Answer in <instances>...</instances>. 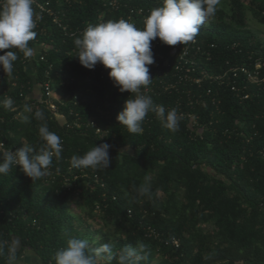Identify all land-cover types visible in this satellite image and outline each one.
I'll return each instance as SVG.
<instances>
[{"label": "trees", "instance_id": "16d2710c", "mask_svg": "<svg viewBox=\"0 0 264 264\" xmlns=\"http://www.w3.org/2000/svg\"><path fill=\"white\" fill-rule=\"evenodd\" d=\"M50 1L61 25L45 17L29 41L33 55L13 49L18 57L13 72L8 76L3 71L0 101L11 97L14 105L0 107V140L9 150L22 144L38 150L44 143L38 129L46 122L61 137L63 152L37 180L15 167L0 174V264H14L27 251L41 264H55V253L69 238L87 240L89 252L106 243L116 252L142 243L140 264H264V84H251L250 98L242 100L212 81L180 83L151 96L155 104L187 116H179L178 131L163 127L149 112L143 132L129 133L117 115L133 97L80 64L74 40L81 34H71L89 24L130 18L142 29L145 17L163 0H118L117 10L106 8L103 0ZM139 10L144 15L136 14ZM249 13L264 24V0H228L227 9L216 6L195 37L217 46L208 49L209 60L197 58L202 71L219 75L235 66L254 69L264 57V46L247 30ZM38 46L49 50L46 62L31 66L33 72L27 64ZM178 46L160 43L153 51L151 89L159 92L177 82ZM46 82L60 95L53 100L56 110L45 93H37L36 87ZM25 104L32 113L24 111ZM37 108L43 110L44 121L35 119ZM25 115L30 123L24 122ZM188 115L197 119L201 133L191 129ZM102 143L110 145L109 168L72 167L73 155L82 156ZM141 186L150 192L139 194ZM93 221L112 227V237L94 230ZM102 263L108 264L98 258L97 264Z\"/></svg>", "mask_w": 264, "mask_h": 264}, {"label": "clouds", "instance_id": "9594fccd", "mask_svg": "<svg viewBox=\"0 0 264 264\" xmlns=\"http://www.w3.org/2000/svg\"><path fill=\"white\" fill-rule=\"evenodd\" d=\"M118 1V0H116ZM219 0H163L160 7L151 9L145 17L142 29L124 19L109 20L98 24H89L82 34L74 40L79 62L87 69H94L102 64L110 69L109 77L121 93L129 92L133 98L124 102L123 110L117 115L120 125L129 133L143 132V121L149 112L155 113L162 126L176 132L179 130V115L176 109L166 110L163 105L155 104L152 97L144 93L152 82L149 66L155 63L151 48L152 41L159 40L169 46L187 44L195 39L206 19L216 11ZM33 0H2L0 2V68L10 76L14 62L18 59L16 51L23 52L25 57L33 55L29 46L36 33ZM129 96V97H130ZM14 101L6 97L0 101V107L13 108ZM24 111L32 113L33 108L25 104ZM37 120L44 121L43 110L34 112ZM24 122L30 123L31 117L25 115ZM39 136L44 142L37 150L33 145L22 144L16 150L0 151V174H8L19 166L20 170L33 181L44 177L53 159L62 157L63 143L61 137L50 131L47 123L39 126ZM3 144L0 143V149ZM110 145L95 144L86 153L73 155L71 165L74 168H109L111 159ZM139 194H148L149 187L141 186ZM142 243L133 247L128 245L119 252L111 244H103L94 252H89V242L69 238L67 246L55 253V264H97L102 258L111 264H140L144 249Z\"/></svg>", "mask_w": 264, "mask_h": 264}, {"label": "built area", "instance_id": "2783aa9c", "mask_svg": "<svg viewBox=\"0 0 264 264\" xmlns=\"http://www.w3.org/2000/svg\"><path fill=\"white\" fill-rule=\"evenodd\" d=\"M105 2L106 8H112L117 10L119 7V4L116 0H103ZM2 2V0H0ZM33 9H34V19H35V29L39 28L40 25L43 24V20L45 17L51 16L53 17L54 23L60 24L59 21V12L52 8V2L50 0L42 1V0H33ZM133 13V12H132ZM138 15H144L142 10H139L136 12ZM132 22V19L130 18V21ZM61 25V24H60ZM84 30V29H83ZM82 29H77L74 33H70L71 36L73 34H82ZM162 43L159 38L155 41H152L151 48L152 51L156 50L157 47ZM179 53H178V62L176 66L174 67L173 71V77L177 78L176 83H169L168 85H163L159 92L155 89H151V87L147 86L146 89H144V93L149 96H159L161 90L164 92H168L170 90H173L175 88H178L180 83H194L195 85H201L204 80L212 81L213 83H217L219 86L226 85L231 89V91L240 99L242 100H248L251 96L250 93H248L250 85H256L258 87H261L264 84V73L261 71L264 66V57L260 58L254 65V69H250L246 66H235L230 67L228 70H222L221 74L219 75H210L205 70H201V66L198 63L197 58H203L206 57L208 60L211 58V53L208 49H214L217 48L215 44H204L200 43L197 38H195L193 41L188 42L187 44H179L178 46ZM49 50L48 46H38L36 47L34 51V57L30 60V62L27 64V67L29 68L35 63L39 62H46V56L45 52L47 53ZM178 50V49H177ZM172 57H175L177 52L175 49L172 51ZM169 65V64H167ZM50 69H52V65H49ZM200 71V72H199ZM110 69H106L102 64H97L94 69H92V73L97 74L98 76L109 78L112 82L113 80L109 77ZM60 76V74H58ZM243 75V76H242ZM5 77V74L3 73L2 68H0V82ZM207 78V79H204ZM243 77V78H242ZM65 82L68 83V79L64 78ZM15 84V83H14ZM36 89L41 92L45 93V97L49 105L51 106L52 110H56V106L53 104V100H58L60 98V95L56 94L58 97L55 98V91L53 90L52 86L49 82H46L43 86H37ZM208 95H212L211 89L207 91ZM5 96L7 94L4 92ZM196 103H199L200 100L197 99L195 101ZM193 101H190V104H193ZM212 104L214 106H218V102L215 98L212 99ZM181 117H187L184 113L178 114ZM188 118L191 120V129L198 130L201 133V128L197 122V119L193 117L192 115H188ZM200 129V130H199ZM98 133L100 130L98 129ZM0 143L3 144V148L0 149V151L9 150L5 144V142L0 140ZM12 150V149H11ZM14 151V150H13ZM19 168V166H17ZM76 181V177L73 179ZM100 208L97 206L96 211H99ZM152 235H156L153 230H151ZM177 245L178 243L175 242ZM178 247V246H177Z\"/></svg>", "mask_w": 264, "mask_h": 264}, {"label": "rangeland", "instance_id": "374dc122", "mask_svg": "<svg viewBox=\"0 0 264 264\" xmlns=\"http://www.w3.org/2000/svg\"><path fill=\"white\" fill-rule=\"evenodd\" d=\"M227 2L228 0H219V7L220 8H225L227 9ZM229 9V8H228ZM211 17L206 19L205 21V25H207L210 21H211ZM247 30L251 33L253 40H258L261 42L262 46H264V24H261L254 16L253 14L249 13L248 14V25H247ZM59 96L56 95L55 93V98L58 99ZM71 210H73V212L75 214L79 213V209L76 208L75 205L71 206ZM92 228L94 230H104L106 233H108L109 235H111L112 237V227H103L102 222L100 221H93L91 223ZM95 237L97 238V236L95 235ZM27 254V253H26ZM24 254V255H26ZM103 264V263H102Z\"/></svg>", "mask_w": 264, "mask_h": 264}, {"label": "crops", "instance_id": "0c3cea01", "mask_svg": "<svg viewBox=\"0 0 264 264\" xmlns=\"http://www.w3.org/2000/svg\"><path fill=\"white\" fill-rule=\"evenodd\" d=\"M28 69L30 71L33 70L34 72V69L31 66ZM37 93H40L38 89H37ZM24 254H22L20 258L14 264H41L39 259L36 257V255L33 254L32 252L27 251Z\"/></svg>", "mask_w": 264, "mask_h": 264}]
</instances>
